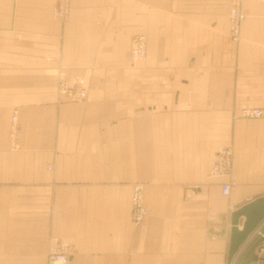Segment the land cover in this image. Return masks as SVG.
<instances>
[{"label":"crops","instance_id":"0c3cea01","mask_svg":"<svg viewBox=\"0 0 264 264\" xmlns=\"http://www.w3.org/2000/svg\"><path fill=\"white\" fill-rule=\"evenodd\" d=\"M230 2L70 0L59 22L55 0H0V264H46L49 238L71 264H226L231 213L264 196V119L234 115L264 108V2L240 0L237 41ZM221 146L225 197L207 177Z\"/></svg>","mask_w":264,"mask_h":264},{"label":"built area","instance_id":"2783aa9c","mask_svg":"<svg viewBox=\"0 0 264 264\" xmlns=\"http://www.w3.org/2000/svg\"><path fill=\"white\" fill-rule=\"evenodd\" d=\"M264 2V0H261ZM56 6L53 16L59 22H66L69 19L70 0H55ZM246 15L241 8L240 0H231L228 14L229 34L234 41L238 40L240 23ZM129 54L132 61H140L145 54V40L141 36L133 37L130 41ZM57 93L64 96L70 102H81L85 99V90L80 85L68 86L62 73L58 74ZM234 115L240 119H264V108H244L235 110ZM15 117H12V121ZM232 150L228 146H221L216 150L213 164L207 173L212 180H219V194L227 196L234 186L231 179ZM131 223L138 226L146 215V206L142 196V185L131 186ZM69 246L57 238H49L47 244L46 264H71L69 261Z\"/></svg>","mask_w":264,"mask_h":264},{"label":"water","instance_id":"95a60500","mask_svg":"<svg viewBox=\"0 0 264 264\" xmlns=\"http://www.w3.org/2000/svg\"><path fill=\"white\" fill-rule=\"evenodd\" d=\"M263 223L264 196L249 201L231 213L226 264H249L255 260L254 249L264 242V226L260 228ZM254 233L256 236L247 242Z\"/></svg>","mask_w":264,"mask_h":264},{"label":"rangeland","instance_id":"374dc122","mask_svg":"<svg viewBox=\"0 0 264 264\" xmlns=\"http://www.w3.org/2000/svg\"><path fill=\"white\" fill-rule=\"evenodd\" d=\"M257 120H259V119H257Z\"/></svg>","mask_w":264,"mask_h":264}]
</instances>
